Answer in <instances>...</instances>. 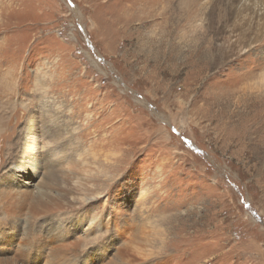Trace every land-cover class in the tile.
<instances>
[{
	"label": "rangeland",
	"instance_id": "obj_1",
	"mask_svg": "<svg viewBox=\"0 0 264 264\" xmlns=\"http://www.w3.org/2000/svg\"><path fill=\"white\" fill-rule=\"evenodd\" d=\"M0 88V264H264V0H0Z\"/></svg>",
	"mask_w": 264,
	"mask_h": 264
},
{
	"label": "bare ground",
	"instance_id": "obj_2",
	"mask_svg": "<svg viewBox=\"0 0 264 264\" xmlns=\"http://www.w3.org/2000/svg\"><path fill=\"white\" fill-rule=\"evenodd\" d=\"M10 90H12V89H10ZM7 93H8V89L7 88H0V94L6 96ZM21 109H24V108L21 106ZM22 111H24V110H22ZM10 114H12V116H13V122L7 119L6 124H5V127L3 129H1V126H0V131L2 130V132H0V139L3 140L4 142H6V140L9 139V136L12 133V128H13L14 123H15L14 121H17L19 119V116H18L19 114L17 115V112L16 111H13ZM23 114H24V112H23ZM1 117H5V116L3 114H0V118ZM28 118H25V120H24V124H25L24 132L28 130L29 132H32V134H30V136H25V138H24L23 148L25 149V151H24L25 155L29 156V155L33 154V151L36 150L37 143L40 142L43 145L44 148H46V149L49 148L48 149L49 150V153L51 152L50 153L51 154L50 156H53L54 153H55L54 152L55 150L52 149L53 146H54L53 142H55L54 134L50 133L48 131V129H46L45 127H43L41 129V131L38 132V130H37L38 129L37 124H35V121L36 120L33 117H31L30 119H28ZM40 132H41V134H40ZM15 169H17V167ZM12 190L13 189L11 188L10 183L8 181H5V182H3L0 185V196L5 201L8 202L6 208L8 207L10 209L14 207V203L15 202H18V201L20 202V199L18 200V198L16 200H12V192H13ZM21 190H23V189H21ZM17 194L18 193H16V196H18ZM23 197H24V195H23ZM20 198L22 200V197H20ZM26 203H28V201ZM26 203L24 202L25 205H26ZM20 204H23V203H20ZM39 208H41V207H39Z\"/></svg>",
	"mask_w": 264,
	"mask_h": 264
}]
</instances>
